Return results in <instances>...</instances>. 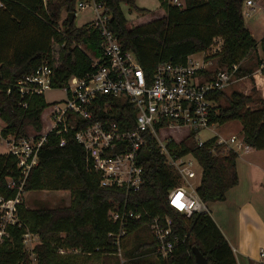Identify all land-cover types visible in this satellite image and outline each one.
Wrapping results in <instances>:
<instances>
[{"label":"trees","instance_id":"obj_1","mask_svg":"<svg viewBox=\"0 0 264 264\" xmlns=\"http://www.w3.org/2000/svg\"><path fill=\"white\" fill-rule=\"evenodd\" d=\"M79 1L83 0H49L45 5L43 0H0V118L6 125L4 136L11 133L25 136L30 126L41 130L42 113L49 106L44 95L32 97L27 107L20 105L16 83L21 77L48 60L55 64L53 86L63 87L71 76L81 77L94 70L92 58L80 47L82 44L93 50L95 56H102L100 35L91 23L77 27L69 21L68 14H76ZM95 1L105 5L110 16L109 28L124 49L135 52L146 71L152 72L162 62L185 64L190 55L207 51L218 37L223 40L222 50L216 53L218 65L239 64L237 77L253 76L255 69L246 68L244 61L257 53L259 46L264 55V37L258 41L246 25L245 0H185V7L159 0L165 15L134 27H129L122 5H129L142 15L151 10L138 7L136 0ZM64 9L65 32H60L58 25ZM54 43L65 44L58 59ZM263 63L264 58L258 66ZM213 97L217 101L223 98L225 104L219 105L212 125L238 120L243 126L244 142L264 150V97L259 95L257 86L254 85L251 93L235 90L228 95L218 91ZM113 98L101 96L100 100ZM135 115L132 105L127 103L122 114L114 118L119 121L127 117L132 127ZM65 137V146H60L61 136L49 137L40 151L38 166L29 174L25 191L68 190L72 196L70 206L30 209L22 202L21 225L9 226L8 235L0 243V264H91L92 261L95 264H197L194 247L200 249L209 264H238L230 243L210 213L186 216L169 204V190L181 182L178 173L160 154L154 137H149V144L140 156L145 183L139 191L129 193L125 188L102 187L98 173L89 168L85 149L75 139L74 132ZM218 139L212 137L202 146L198 143L190 146L185 141H173L170 145L178 156L192 153L197 159L203 169L198 194L207 203L225 200L228 191L239 183V154L218 144ZM212 148L219 153H213ZM17 174L15 157L0 154V194L6 199L17 193L8 186L7 177ZM126 198L138 203L147 213L127 225L128 234L122 237L121 244L126 260L122 262L116 255L119 248L109 236L118 233L120 226L109 220L108 211L111 199L122 202ZM165 216L173 220L168 238L179 239L174 252L166 258L157 252L159 241L151 231L154 218ZM144 229L150 231L148 240L138 234ZM27 230L40 236L32 251L26 250L23 242ZM132 235L136 239L130 248L126 241ZM61 249L67 252L61 253Z\"/></svg>","mask_w":264,"mask_h":264},{"label":"built area","instance_id":"obj_2","mask_svg":"<svg viewBox=\"0 0 264 264\" xmlns=\"http://www.w3.org/2000/svg\"><path fill=\"white\" fill-rule=\"evenodd\" d=\"M48 1L43 0L45 5ZM168 1L179 7L186 5L185 0ZM244 2L248 8L243 10L244 16L250 17V7L253 9L255 2ZM77 5L80 9L92 6L95 12L96 19L90 25L100 35L102 56L97 57L93 52L92 55L89 54L94 70L81 77L71 76L63 87L53 86L55 64L48 60L17 81L20 105L24 107L28 106L32 97L44 95L51 89L63 90L66 97L52 104L48 103L50 122L45 126L43 111L41 130L33 128L20 137L13 133L4 136L6 125L3 121L0 123V139L8 148L4 154L14 156L18 168L17 176L7 177L8 186L17 192L15 197L6 199L0 194V243L8 235L9 226L21 225L19 205L26 193L25 183L31 170L38 166L40 151L51 135L61 136L60 146H65V135L74 132L75 139L85 149L89 168L100 177V185L125 188L128 193L139 191L145 183V171L140 164V156L152 136L157 141L160 154L166 157V163L180 178L181 183L169 190V204L186 216L210 213L207 202L198 194L203 169L200 173L196 171L194 165L199 163L192 153L178 156L177 150L170 147L175 140L162 138L161 131L173 126H186L190 129L191 136L192 133L196 134L210 127L214 115L219 112V101L213 95L245 78L236 76L239 64L222 67L209 78L200 72L201 67L191 58L185 64L162 62L152 72L146 71L135 52L124 49L109 28L110 16L106 13L104 4L95 0H83ZM58 30L65 32L64 25H58ZM222 45L223 40L220 37L215 38L205 54L210 51L220 52ZM259 72L264 76V63ZM101 96L114 98L101 101ZM127 103L132 105L136 113L132 127L127 117L119 121L114 118L122 114ZM165 123L168 124L166 127L163 125ZM204 142L206 141L200 139L198 145L202 146ZM218 144H223L226 149L238 154L250 149L243 137L236 134L229 138L219 137ZM211 151L219 153L214 148ZM196 177H199V185L192 181ZM144 213L147 211L128 198L122 202L111 199L108 217L111 222L119 224L120 229L118 233H110L109 236L118 246L119 252L122 237L128 234L127 225L132 220H139ZM172 224L173 220L169 216L163 219L155 217L151 224L152 234L159 241L157 252L164 258L174 252L179 242V239L168 238L172 234ZM23 242L26 250L32 251L40 242V236L27 230ZM60 252L64 254L67 251L61 249ZM261 256H264V250L261 251Z\"/></svg>","mask_w":264,"mask_h":264},{"label":"rangeland","instance_id":"obj_3","mask_svg":"<svg viewBox=\"0 0 264 264\" xmlns=\"http://www.w3.org/2000/svg\"><path fill=\"white\" fill-rule=\"evenodd\" d=\"M255 5L253 6V9H251L252 16L247 17V23L250 27L253 29V35L256 39H260L262 37V33L264 32V0H254ZM158 0H136V4L138 7H149V8H157L158 7ZM123 11L128 19V25L129 27H134L142 23H146L149 19V17H143L142 14H140L135 9L131 8L127 4H123ZM160 10V9H159ZM243 10H248L246 3L243 4ZM255 10V11H254ZM158 11V10H155ZM67 18V12L64 9L61 18L59 20V25L63 24L64 20ZM246 18V17H245ZM96 19L95 12L92 8V6L80 9L77 5V12H76V19H75V25L77 27H82L88 23H92ZM63 28V27H62ZM65 44H59L54 43L53 49L55 52V58H59L60 50L64 47ZM76 45V43L74 44ZM81 48L85 50L88 54L92 55L91 49L87 47L85 44L81 45ZM257 53L250 54V56L244 61V65L246 68H253L257 70L260 69L261 66H258V62L260 59H263L264 55H260L259 51L262 52L261 47H258ZM214 52V51H213ZM219 53V52H217ZM202 53H196L194 58L201 59ZM210 54L209 56H211ZM211 59H215L218 62V57L216 54ZM219 69L218 66H214V70ZM245 78L235 81L232 83L229 87H227L224 91L226 94H231L233 91L237 90L244 93H251L254 85L257 86L255 81V76L253 73V76H244ZM264 83V82H263ZM263 90H264V84H262ZM258 88V87H257ZM259 90V88H258ZM264 93L262 90H259V95L262 96ZM45 99L47 103L52 104L54 101L62 100L66 97L65 93L61 89H51L45 92ZM264 97V95H263ZM225 104V100L222 98L219 100V105ZM253 107H257L256 105H253ZM49 112L50 108H46L44 110L43 114V120L45 123V126L49 125ZM1 119V118H0ZM2 120V119H1ZM0 120V123H1ZM242 123L238 120L230 121L225 124H214L211 125L208 128L200 130L198 133L189 136L190 129L186 126H173L169 129H164L161 131V137L165 138L166 140L173 138L175 142L181 143L182 141H185L190 146L192 143H198L201 140L207 141L211 139L212 137L219 136L221 138H229L231 135L236 134L239 137H243V133L241 130ZM32 126H30L29 130L32 129ZM174 128V129H172ZM8 150L7 145L5 142H0V154H3ZM196 171L198 173L201 172L202 168L199 164L195 163L194 165ZM192 181L195 183V185H199L200 180L199 177H196L192 179ZM72 201V196L70 191L68 190H36V191H29L26 192L23 198V203L27 208L35 209V208H41V207H47V208H61L70 206ZM142 239L148 240L150 237V231L149 229H144L141 232L138 233ZM135 237L132 235L130 236L126 243H128V246L131 248V246L134 244L133 241H135ZM138 240V239H137ZM117 258L120 259L122 262L126 260L125 252L122 247L121 251L116 254ZM110 260V259H108ZM111 262L114 261V259L110 260ZM34 264V263H33ZM91 264H95L93 261Z\"/></svg>","mask_w":264,"mask_h":264},{"label":"crops","instance_id":"obj_4","mask_svg":"<svg viewBox=\"0 0 264 264\" xmlns=\"http://www.w3.org/2000/svg\"><path fill=\"white\" fill-rule=\"evenodd\" d=\"M141 8L151 10L149 14L142 15L149 17L147 22L165 15L160 1L157 8ZM246 19L247 17L245 18L247 27L254 34ZM262 34V37L257 39L258 41L264 37V32ZM219 41L221 42V40ZM201 53L203 54L201 59L194 58L196 53L190 55L189 58L196 61L201 70H205L206 77L209 78L218 70H214L215 65L219 69L222 66H219L217 61L215 64V59L210 58L217 52ZM210 54L212 55L209 56ZM259 54L263 55L260 51ZM254 76L257 87L264 93L263 87H261L264 84V76L259 72V68L254 71ZM29 128L28 131L33 129V127L30 130ZM242 129L243 126H241ZM237 171L239 183L228 191L226 199L207 204L210 214L230 243L237 263L264 264V256H261V251L264 250V150L250 147L247 151L241 152L237 159Z\"/></svg>","mask_w":264,"mask_h":264},{"label":"water","instance_id":"obj_5","mask_svg":"<svg viewBox=\"0 0 264 264\" xmlns=\"http://www.w3.org/2000/svg\"><path fill=\"white\" fill-rule=\"evenodd\" d=\"M75 16H76L75 12H71L68 14L70 23L75 22V18H76ZM193 252L197 264H209L207 258L202 254V252L198 247H194Z\"/></svg>","mask_w":264,"mask_h":264},{"label":"snow or ice","instance_id":"obj_6","mask_svg":"<svg viewBox=\"0 0 264 264\" xmlns=\"http://www.w3.org/2000/svg\"><path fill=\"white\" fill-rule=\"evenodd\" d=\"M178 202H179V201L177 200V201H176V203H178ZM179 206H181V207H182V205H179Z\"/></svg>","mask_w":264,"mask_h":264}]
</instances>
